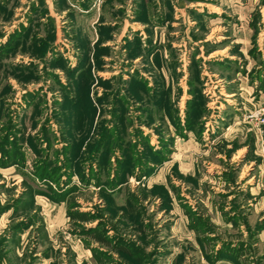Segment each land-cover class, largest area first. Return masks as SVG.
Here are the masks:
<instances>
[{
    "label": "rangeland",
    "instance_id": "obj_1",
    "mask_svg": "<svg viewBox=\"0 0 264 264\" xmlns=\"http://www.w3.org/2000/svg\"><path fill=\"white\" fill-rule=\"evenodd\" d=\"M263 106L264 0H0V264H264Z\"/></svg>",
    "mask_w": 264,
    "mask_h": 264
},
{
    "label": "built area",
    "instance_id": "obj_2",
    "mask_svg": "<svg viewBox=\"0 0 264 264\" xmlns=\"http://www.w3.org/2000/svg\"><path fill=\"white\" fill-rule=\"evenodd\" d=\"M250 118H254L257 123L264 124V106L250 115Z\"/></svg>",
    "mask_w": 264,
    "mask_h": 264
},
{
    "label": "crops",
    "instance_id": "obj_3",
    "mask_svg": "<svg viewBox=\"0 0 264 264\" xmlns=\"http://www.w3.org/2000/svg\"><path fill=\"white\" fill-rule=\"evenodd\" d=\"M179 5L182 6V5H184V3L183 2H179Z\"/></svg>",
    "mask_w": 264,
    "mask_h": 264
},
{
    "label": "trees",
    "instance_id": "obj_4",
    "mask_svg": "<svg viewBox=\"0 0 264 264\" xmlns=\"http://www.w3.org/2000/svg\"><path fill=\"white\" fill-rule=\"evenodd\" d=\"M82 219H86V218H82Z\"/></svg>",
    "mask_w": 264,
    "mask_h": 264
}]
</instances>
